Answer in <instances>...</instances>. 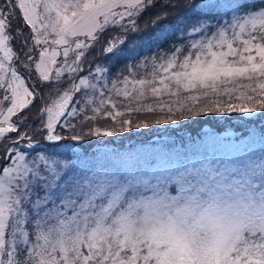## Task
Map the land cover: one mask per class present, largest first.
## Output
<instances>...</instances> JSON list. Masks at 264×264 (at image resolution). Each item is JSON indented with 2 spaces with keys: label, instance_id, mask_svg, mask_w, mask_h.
Returning <instances> with one entry per match:
<instances>
[{
  "label": "snow or ice",
  "instance_id": "obj_1",
  "mask_svg": "<svg viewBox=\"0 0 264 264\" xmlns=\"http://www.w3.org/2000/svg\"><path fill=\"white\" fill-rule=\"evenodd\" d=\"M0 264H264V0H0Z\"/></svg>",
  "mask_w": 264,
  "mask_h": 264
},
{
  "label": "trees",
  "instance_id": "obj_2",
  "mask_svg": "<svg viewBox=\"0 0 264 264\" xmlns=\"http://www.w3.org/2000/svg\"><path fill=\"white\" fill-rule=\"evenodd\" d=\"M159 8H153L147 10L141 15L138 19L139 31L128 37L129 43H136L141 41L143 38L148 36L153 32L152 23L155 20L156 13L160 11ZM181 14H185V10L183 7H178L175 11H169L167 15V20H161L160 23H172L175 18ZM169 47L168 44H164L161 50H167ZM154 52L152 50H144L143 55H153ZM123 64L117 66V68L122 67ZM117 69H113L116 71ZM239 103L238 101H233ZM135 119H150V116H139L134 117ZM244 119L239 113H232L231 116L227 118L216 117L213 114H209L208 116H200L193 117L191 119L179 121L177 126L167 125V126H153L150 129H142L140 132L128 134L125 133L119 138H108L110 143L107 145L109 150L115 149L120 152H128L131 151L133 156H138L143 159H152L155 153L152 149H156L162 143H166V138L173 137L179 140L176 132L172 131L174 127L179 128V130H183L181 136L191 135V137L203 139L204 132L203 130L209 129L217 134L224 133L229 129L236 132L241 133L244 132L246 135V131L244 125L241 124V120ZM252 123V121H248ZM164 129H168V134ZM166 134V135H165ZM239 138H237L238 140ZM169 146H171L169 144ZM247 151V149H245ZM260 146L257 144L253 146L252 149V161L259 162L260 157ZM195 154V153H194ZM251 162V161H249Z\"/></svg>",
  "mask_w": 264,
  "mask_h": 264
},
{
  "label": "rangeland",
  "instance_id": "obj_3",
  "mask_svg": "<svg viewBox=\"0 0 264 264\" xmlns=\"http://www.w3.org/2000/svg\"><path fill=\"white\" fill-rule=\"evenodd\" d=\"M183 132V130H180V133H182ZM164 133H166V134H168V131H166V132H164ZM165 134V135H166ZM170 191H174L173 189H170Z\"/></svg>",
  "mask_w": 264,
  "mask_h": 264
},
{
  "label": "clouds",
  "instance_id": "obj_4",
  "mask_svg": "<svg viewBox=\"0 0 264 264\" xmlns=\"http://www.w3.org/2000/svg\"><path fill=\"white\" fill-rule=\"evenodd\" d=\"M219 227H226V225L217 226V230H219Z\"/></svg>",
  "mask_w": 264,
  "mask_h": 264
}]
</instances>
